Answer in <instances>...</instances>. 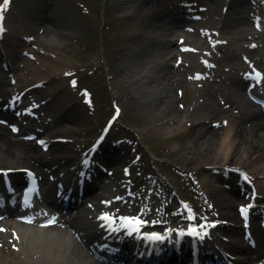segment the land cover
<instances>
[{
  "label": "bare ground",
  "instance_id": "bare-ground-1",
  "mask_svg": "<svg viewBox=\"0 0 264 264\" xmlns=\"http://www.w3.org/2000/svg\"><path fill=\"white\" fill-rule=\"evenodd\" d=\"M111 1L113 3L115 0ZM122 1L125 5L130 7H137L143 3V0ZM213 1L218 3L217 0ZM43 12L46 13L47 8ZM233 13L234 20L228 23L230 26L237 25L236 27L244 32L247 28L243 25L248 23L246 20L248 18L245 14L242 15L240 5H236ZM43 18H45V16L41 17V19ZM49 19L53 20L52 17H49ZM174 22L168 19L164 20V17L160 15L151 19L149 23H144L150 26L151 32L156 30L160 33L159 37H147L140 46L136 48L133 47V50H131L132 59L131 62H129V66L125 67L122 60L118 61L119 64L122 62L124 65L123 67L119 65V67L126 71V78H124V81H126V79L128 81L135 79L134 82H141L142 85L140 88L135 89L133 86V90L131 91L134 92L133 94H136L134 98L139 97L140 110H143L144 114H149L148 116H150L152 123L153 121H159L153 123L154 127L160 126L158 130L176 129L181 125V118H185L182 116L183 112L177 107L176 102L178 101V97L177 95L175 96L174 85L176 83L179 85L181 84L180 86H184L186 94L189 92L184 77L185 71H187L188 68L184 66L181 67L183 64L175 68L171 59L174 57L173 52L175 43L164 39L167 33L176 31L177 28L180 27V24H175ZM53 24L55 25V23ZM226 27L229 28V25L227 24ZM44 33L45 35H49L51 30L46 28ZM150 46H154V49H157L159 46L163 47L162 52L157 49L159 51L158 55H153L152 57L151 50L148 48ZM147 50L148 55H145ZM54 61L58 62L54 63ZM147 65H151L149 70L146 69ZM39 66L38 80H47L53 84L52 88L45 91V94L50 93V95L55 96V98L63 96L61 93L62 86L59 84L60 80H58V77L60 76L59 72L66 67V63L63 61L60 62L58 59L42 56ZM120 68H118V70ZM120 74L123 75L124 73ZM235 93L237 97L241 99L244 98L241 86L240 90L235 91ZM136 98L135 100H137ZM206 100L207 101L204 102L202 106H199V108L195 110V122L201 123L199 117L201 112L205 114L209 109L218 110L214 103L211 102V98L206 97ZM141 105H144V108H142ZM66 111L67 106L61 110L63 116ZM76 116L77 114L71 112L70 127L78 126L77 123H74L77 118ZM258 118L259 116L252 115L245 120L243 117L240 118L235 126L237 129L234 133L227 134L223 140H220L221 142L216 139L218 135L206 125L205 121H203V125L199 124L201 126L194 131L193 141L190 143L198 154L209 155V158L213 160V164L224 165L234 160L242 161L244 164H250L251 171L258 177V182L263 190L264 178H260V176H264V121ZM247 122L251 125H248ZM6 132L7 130L1 129L0 127V167L9 169L27 164V161H25V154L36 152L38 148L33 147L31 144L28 145L27 143L16 141L10 138ZM69 134L70 133H64L65 136L70 137ZM12 142L19 145V151L9 147V144ZM238 156H240V158L237 159ZM215 178V175L207 178L204 181L206 185L205 188L209 189L217 206H219V204L221 207L228 204L232 206L236 200L231 194L225 192L219 183L215 181ZM219 209L222 210L221 208ZM223 213L224 216L230 219L233 218L230 211L226 212L223 210ZM18 252L20 253L15 256L12 255V258H14L13 260L0 250V264H93L89 261L85 252L79 248L76 241L72 238H64L58 233H51L48 235L40 234L38 238L27 239L20 244Z\"/></svg>",
  "mask_w": 264,
  "mask_h": 264
},
{
  "label": "rangeland",
  "instance_id": "rangeland-1",
  "mask_svg": "<svg viewBox=\"0 0 264 264\" xmlns=\"http://www.w3.org/2000/svg\"><path fill=\"white\" fill-rule=\"evenodd\" d=\"M76 1H80V0H56L57 4L55 8V13L56 15H59L58 13H60L58 22L60 23L61 28L64 29L63 32H66V35L73 34V36L79 37L90 48L88 51H86L84 49H80L77 46H74L73 43H70L71 44L70 48L74 51V54L73 55L69 54V56L71 55V57L75 59L76 58L80 59V61L78 62L79 64H82L81 63L82 59H92V60L94 59L95 61L99 62V64L101 65L104 64L102 35L108 33V34H112L113 39H115L117 36H120L122 34L121 37L124 40V41L123 40L120 41L119 39H117L119 44L117 46L111 45L110 49L112 53L110 54L111 58L109 55L108 64L111 62L117 63L118 60L119 61L122 60L125 67H127L129 66V62H131L132 59L131 56L132 47L140 43L139 38H135V39L130 38L131 34L136 32L137 30L144 32L145 34L148 33V36L157 34L155 31L150 32L149 31L150 27L146 25L143 26L144 23H148V17L150 16V14H152L151 11H154L153 7L150 8L148 7V4H145L144 6L140 5L137 7H130L128 5H125L122 0H118V1L115 0L113 1V3L111 0H92L94 2V5L96 6L101 5V7L102 6L104 7V9L101 8L99 10L101 12L102 22L106 18H112L113 20L112 23L114 22L113 23L114 30L109 33L108 31H106V29L105 30L102 29L103 26L101 24L102 22L99 23L98 30H96L94 28L95 24L92 21L95 18H99V16L94 15V13L92 15L87 16L82 11V9L77 5ZM82 2H86L90 6H92L91 0H83ZM108 2H110L111 4H108ZM131 11L139 14L136 19L134 18V19L120 20L121 19L120 17L128 15V13H130ZM231 15H232V11L231 13H229L228 18H232ZM21 22L23 23V20ZM108 53L109 52H107V54ZM116 63L114 66L115 68H112V72H111L112 79H110V75L107 72L104 73V76L107 77L111 85V89L113 91H117V94L120 95V98L123 101L127 109V112H129V109L133 111L132 114L136 112L134 113L135 116L133 117V115H131L130 119L133 118L134 123H136L135 122L136 117L140 119V124H139L140 127L144 126L143 120L147 122L146 125L152 131H149L145 138H148L147 141L155 145L154 148L155 150L152 151L153 154L155 153L156 155L162 156L167 153L169 154L170 150H175L174 152L175 155L180 154L182 151L181 149L185 147L184 144L185 138L184 137L180 139L169 138L170 135H168L167 133H169L170 130H158L160 126L159 127L152 126V123H150L152 122V120L150 119V116H148L149 114H144L143 110H140L139 97H137L138 99L135 100V98L131 95L134 93L133 91H131L133 90V86L135 89H138L142 85L141 82L140 81L134 82L135 79H133L132 81H128L126 79V81H124V78H126V71L119 67V65H121V67H123L124 65L121 62V64L117 66V70H116ZM150 67L151 65H147L146 69L149 70ZM118 68L120 69L118 70ZM106 69L107 66L105 65V70ZM119 71L120 73H124V74L123 75L120 74ZM141 107L144 108V105H141ZM155 122H159V121H153V123ZM183 153L185 154L184 151ZM236 161L237 160H235L234 162Z\"/></svg>",
  "mask_w": 264,
  "mask_h": 264
},
{
  "label": "snow or ice",
  "instance_id": "snow-or-ice-1",
  "mask_svg": "<svg viewBox=\"0 0 264 264\" xmlns=\"http://www.w3.org/2000/svg\"><path fill=\"white\" fill-rule=\"evenodd\" d=\"M4 7L6 8L7 7V4L4 5ZM0 11H2V9H0ZM3 17L2 15H0V20H2ZM0 31H3V28L2 26H0ZM241 211L243 213H247V209L244 208V209H241ZM104 219L106 220H109V222H111V218L110 217H104ZM143 224V221L139 220V219H126L124 221V227H130L132 228L133 231H139L140 230V226ZM193 235L197 234L195 229L193 230L192 232ZM153 238H156V239H159L160 237H153Z\"/></svg>",
  "mask_w": 264,
  "mask_h": 264
}]
</instances>
